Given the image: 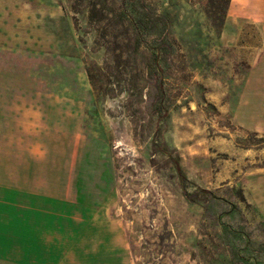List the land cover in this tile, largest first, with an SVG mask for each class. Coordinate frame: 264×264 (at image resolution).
Instances as JSON below:
<instances>
[{
    "label": "rangeland",
    "instance_id": "rangeland-1",
    "mask_svg": "<svg viewBox=\"0 0 264 264\" xmlns=\"http://www.w3.org/2000/svg\"><path fill=\"white\" fill-rule=\"evenodd\" d=\"M33 144L98 264H264V0H0V148Z\"/></svg>",
    "mask_w": 264,
    "mask_h": 264
},
{
    "label": "crops",
    "instance_id": "crops-1",
    "mask_svg": "<svg viewBox=\"0 0 264 264\" xmlns=\"http://www.w3.org/2000/svg\"><path fill=\"white\" fill-rule=\"evenodd\" d=\"M12 152L0 148V264H98V249L86 244L97 217L67 213L75 198L37 189L36 175L49 173L40 144ZM71 184L76 197L77 179Z\"/></svg>",
    "mask_w": 264,
    "mask_h": 264
},
{
    "label": "trees",
    "instance_id": "trees-1",
    "mask_svg": "<svg viewBox=\"0 0 264 264\" xmlns=\"http://www.w3.org/2000/svg\"><path fill=\"white\" fill-rule=\"evenodd\" d=\"M176 166H177V170H178L179 173L181 174L180 167L178 166V164H177Z\"/></svg>",
    "mask_w": 264,
    "mask_h": 264
}]
</instances>
